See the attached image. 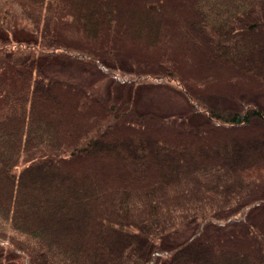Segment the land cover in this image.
Wrapping results in <instances>:
<instances>
[{
	"label": "trees",
	"instance_id": "16d2710c",
	"mask_svg": "<svg viewBox=\"0 0 264 264\" xmlns=\"http://www.w3.org/2000/svg\"><path fill=\"white\" fill-rule=\"evenodd\" d=\"M106 2L0 0V177L8 186L0 189V264H224L229 253L227 264H264V153L252 158L243 146L264 138V59L258 53L264 50V0L193 3L194 24L221 58L233 68L251 59L245 72L224 75L226 81L215 72L186 74L166 55L105 41L100 28L114 34L119 15ZM165 2L121 5L123 29L143 42L173 38L166 21L175 17V6ZM89 4L98 7L94 14ZM19 17L37 37L15 35ZM53 60L97 68L110 80L108 94L48 74L44 65ZM154 79L175 81L204 118L134 107L141 86ZM79 101L90 113L76 111L81 119L64 129L57 108ZM218 132L240 135L233 157L212 150ZM182 147L188 151L180 153ZM127 158L138 181L118 167V160L128 167ZM91 178L101 185L86 186ZM96 226L101 242L95 247L88 236ZM180 232L187 235L167 241Z\"/></svg>",
	"mask_w": 264,
	"mask_h": 264
},
{
	"label": "rangeland",
	"instance_id": "374dc122",
	"mask_svg": "<svg viewBox=\"0 0 264 264\" xmlns=\"http://www.w3.org/2000/svg\"><path fill=\"white\" fill-rule=\"evenodd\" d=\"M6 1V0H2ZM73 2H83V0H70ZM195 0H166L164 3L165 5H171V3H174L175 6V17H170L169 21H166L170 25V29L172 30L174 37L173 38H165L162 39L160 43H154L150 41L143 42L141 40L136 39L132 33H127V30L123 29L124 21L122 19L125 10L120 8V6H130L132 2L137 3V5H141L143 3V0H107L106 7L107 9L115 4L118 7V21L116 25V32L112 34L111 36L108 35V32L104 33L102 30H106V26H103L100 28V37L104 39L105 41L109 42L112 39V42H122L124 43V46L127 48H133L137 47L140 51L146 53L149 56H157V57H164V55L170 57V59L173 60L174 63L181 66V69L186 74H194L197 76H202L210 72H215L222 74L219 76V79L227 80L224 75H227V73L231 72L233 69L240 72H245L246 68L249 66V64H244L246 61L247 63H250V57L247 60H241L240 64L236 65L235 68L232 66L230 59H224L221 58L222 56L218 55V48L216 47V44L214 42H210L209 38L206 36V31L203 30L199 25L194 24L193 19L195 17V11L193 7V3ZM88 9H90V12L95 13V11L98 10V7L93 6L91 7V4L87 5ZM77 11V8H75ZM196 19V18H195ZM79 22H83V20L79 19ZM86 23V22H84ZM77 24V25H76ZM75 25L78 26L79 23H76ZM14 30L15 35L18 37H37V33L31 31L27 26L25 21L22 20L21 17L18 18V20L14 23ZM169 28V26H168ZM124 31V33H123ZM11 32H9L10 34ZM130 34V35H129ZM75 36H78L79 34H73ZM80 36V35H79ZM201 36L204 38V42H198L197 37ZM174 40V41H173ZM177 41V42H176ZM153 43V44H152ZM249 49H251V45H248ZM176 48V49H174ZM137 50V49H135ZM258 50V48H257ZM238 51L240 54L243 52H247L246 50L242 48H238ZM249 52V51H248ZM260 52V55L263 56L264 59V50H258V53ZM239 57L235 59V61H238L240 59ZM245 56V54H244ZM253 60L258 61L257 57L252 56ZM38 65V61L35 63ZM44 69L48 74L54 75L61 79H67L71 81L78 82L82 84L87 89H91L96 91L97 93L101 95H107L108 94V86H109V78L104 75L100 70L97 68L89 67L84 64L78 63V62H70L66 64H61L58 61L53 60L52 62L45 64ZM173 85H176L175 81H172ZM173 85H164V84H158L157 81L152 80L149 84L141 86L139 92L136 95V98L133 101L134 107H136L139 110L143 111H155L162 113L168 117H188L191 120L198 122L201 121L204 117L203 115L194 112L192 109V106L190 104V101L184 96L179 90H177ZM51 99V98H50ZM48 99V104H54L52 101ZM261 101L264 103V95L261 96ZM44 103V102H42ZM47 103L44 104V106ZM59 111L56 112L59 119L63 121V128L66 129L69 125L72 124L74 121H79L81 119L80 116H74L75 112H79L82 115L90 113V109L88 105L81 103L80 101L77 104H63L62 106L58 107ZM77 114V113H76ZM65 122V123H64ZM205 135V134H204ZM216 136L219 138L218 142H215V148H212V150H217L220 153H224V156H234V150L237 149V141L238 138L240 139V135H236L235 137L230 136V133L226 132H218L216 133ZM232 137V138H231ZM264 138L256 137L251 140L248 139L245 140V144L243 146L245 147V152L251 156L252 158L258 155L259 153H264V143L261 142V140ZM118 141V140H117ZM253 143H257L256 145L258 147H255ZM128 144V142H127ZM131 144V143H130ZM129 144V145H130ZM184 145H187V143H184ZM186 147H182L180 149V153L186 151ZM201 150V148L198 146V150ZM188 151V149H187ZM129 156L131 157L134 155L133 150H127L126 151ZM126 153V154H127ZM95 154L87 156V158H93ZM107 153H103L101 157H107ZM100 157V158H101ZM85 160V159H84ZM126 160V158H125ZM131 161V164L124 165L123 160L116 161L119 166H122L123 172L122 175L127 177L130 182L138 181L139 173L134 171V166L132 165V160H129L127 158V162ZM152 161L151 159L148 160L147 165H151ZM88 169V168H87ZM84 170V169H83ZM90 169L87 171L89 172ZM148 172L154 173V169L152 166H149L147 168ZM146 170V171H147ZM87 172V173H88ZM36 186H38V182H35ZM86 186L91 188H97L101 184L94 182V179L91 178V180L86 181ZM32 185V186H31ZM34 184H29L26 182L24 184V188L27 189L28 187L30 190H32ZM7 181L3 177H0V189L6 191L7 190ZM109 190H116V189H109ZM97 191V190H96ZM34 196L37 198L39 196L38 194H34ZM24 199V197H23ZM92 200V199H88ZM100 204V203H97ZM24 209L26 210V206L24 205ZM35 218V222L41 223V220H39L38 215H33ZM98 225V224H97ZM102 226V225H101ZM63 228V227H62ZM67 228V227H64ZM57 231V230H55ZM187 235V232H180L177 234H173L169 237H167V241L169 242H175L178 240H181L183 237ZM100 235H99V227L96 226L95 228L91 229L88 236V244L92 246H98L100 244ZM234 255V253L225 254V258L223 260L224 264L229 263L230 258ZM5 257L11 258L12 255L10 251L5 248ZM21 258H17L15 260H20ZM11 264H15L14 260H11ZM253 261V260H252Z\"/></svg>",
	"mask_w": 264,
	"mask_h": 264
}]
</instances>
